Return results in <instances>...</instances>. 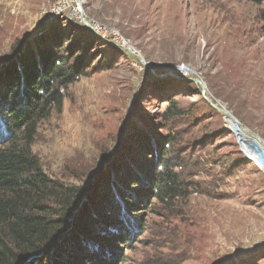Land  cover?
Instances as JSON below:
<instances>
[{
	"label": "rangeland",
	"instance_id": "1",
	"mask_svg": "<svg viewBox=\"0 0 264 264\" xmlns=\"http://www.w3.org/2000/svg\"><path fill=\"white\" fill-rule=\"evenodd\" d=\"M80 1L90 23L117 30L149 65L93 34L78 17H56L57 0H0V83L20 42L35 34L33 48L46 47L47 34H63L71 63L80 58L89 65L63 88V106L39 126L33 150L44 171L79 186L109 173L116 180L111 162L138 172L136 165L150 160L143 143L161 149L175 133L165 146L167 159L182 163L177 192L137 202L133 213L122 209L115 217L124 238L107 258L115 264H264L263 145L261 157L242 145L237 128L191 81L205 82L216 104L264 140V0ZM182 64L191 69L185 78L159 76ZM165 94L176 98L181 117L164 116ZM133 188L138 194L146 183Z\"/></svg>",
	"mask_w": 264,
	"mask_h": 264
},
{
	"label": "trees",
	"instance_id": "2",
	"mask_svg": "<svg viewBox=\"0 0 264 264\" xmlns=\"http://www.w3.org/2000/svg\"><path fill=\"white\" fill-rule=\"evenodd\" d=\"M46 36L41 40L46 47L20 42L8 77L0 83V264H115L107 257L126 231L115 216L122 209L133 213L137 202L177 192L176 169L182 163L167 159L165 146L176 136H165L161 149L143 143L150 160L137 164L138 172L111 162L116 180L109 173L96 184L79 186L50 177L33 150L39 126L63 106V88L87 74L89 65L80 58L71 63V50L63 52V34ZM162 97L169 105L164 116L181 117L176 98ZM140 183L146 188L131 191Z\"/></svg>",
	"mask_w": 264,
	"mask_h": 264
},
{
	"label": "built area",
	"instance_id": "3",
	"mask_svg": "<svg viewBox=\"0 0 264 264\" xmlns=\"http://www.w3.org/2000/svg\"><path fill=\"white\" fill-rule=\"evenodd\" d=\"M72 1L73 0H57V2L53 7L55 16L56 17L64 16V15L76 16L79 18V20H81V22H83L84 20L83 17H85V15L84 16L82 15V12L78 4L74 6V3ZM90 25L98 33L101 39L111 44H116L117 42V45L120 46L121 48H124V50H129L132 51L133 54H136L137 51L135 50V48L129 42L125 41L117 30L112 28H106V26H101L98 23L95 25L90 23ZM173 71L179 73L180 75L179 77L185 78V76L190 74L191 69L188 68V66L182 64V65L174 66Z\"/></svg>",
	"mask_w": 264,
	"mask_h": 264
},
{
	"label": "water",
	"instance_id": "4",
	"mask_svg": "<svg viewBox=\"0 0 264 264\" xmlns=\"http://www.w3.org/2000/svg\"><path fill=\"white\" fill-rule=\"evenodd\" d=\"M78 6L80 5L79 3V0H76ZM83 22L85 24V26H87V28L93 32V34H95L96 36L99 37L98 33L93 29V27L90 25V23L87 21V19L85 17H83ZM40 33V32H39ZM36 35V34H35ZM34 36H31V38L35 37ZM30 38V39H31ZM28 39V40H30ZM27 40V41H28ZM140 61L144 62L147 66L149 65L145 59H143L141 56H138L137 57ZM165 75L169 76V77H172V78H177L179 77V73L177 72H174L173 71V67H172V70L166 74H162V75H159L161 77H164ZM193 80L200 85V89H201V94L203 95V97L214 107L216 108L217 110H219L220 112L224 113L228 119L230 118V122L234 125H238L240 127H242L250 136L254 137V139L258 140L259 142H261L263 145H264V140L257 134L255 133H252L250 132L230 111H228L225 107L223 106H220L218 104H216L212 99L211 97H209L208 95V92H207V85L205 84V82H203L201 79L199 78H193ZM227 119V118H226Z\"/></svg>",
	"mask_w": 264,
	"mask_h": 264
},
{
	"label": "bare ground",
	"instance_id": "5",
	"mask_svg": "<svg viewBox=\"0 0 264 264\" xmlns=\"http://www.w3.org/2000/svg\"><path fill=\"white\" fill-rule=\"evenodd\" d=\"M79 3H80L79 8L81 9V12H82L83 9L81 8V1L80 0H79ZM82 14L84 15V12ZM137 54L138 53H136V56H139V54L138 55ZM227 119H228V117H227ZM228 120L230 122L231 119L229 118ZM232 125L237 128V130H234V131L238 135L240 143L242 145H243V143H245L246 148H251L250 149L251 152H253L257 157H259V156L261 157V155L263 153V151H261L262 150L261 145H263V144L261 142H259L258 140L254 139V137L250 136L242 127H240L238 125H234V124H232ZM263 149H264V145H263Z\"/></svg>",
	"mask_w": 264,
	"mask_h": 264
}]
</instances>
